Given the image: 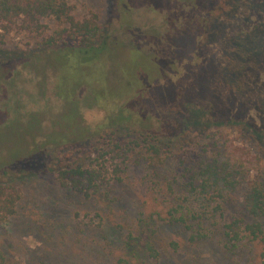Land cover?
<instances>
[{
    "label": "rangeland",
    "instance_id": "obj_1",
    "mask_svg": "<svg viewBox=\"0 0 264 264\" xmlns=\"http://www.w3.org/2000/svg\"><path fill=\"white\" fill-rule=\"evenodd\" d=\"M118 1L70 0V3L80 16L97 14L104 34L112 36V42L117 39L130 47L141 45L140 51L145 52L148 61L158 70L164 63L162 70H166V77L161 78L156 72L154 76L159 79V85L172 86L167 90L172 99L168 106L171 109L178 107L175 100L184 97L182 110L188 111L193 107L209 125L194 128L183 150L179 143L181 132L172 126L161 127L162 136L158 139L171 144L165 148L167 152L154 160L136 156L122 182L108 187L103 185L89 199L60 187L56 171L61 163L55 161V153L52 155L51 151L34 162L35 172L14 174L9 179L6 176L3 182H12L22 195L16 215L0 224V249L7 264H117L122 259L128 260L129 264H255L264 244L248 238L236 245L230 243L224 234V221L218 213L205 222H189L192 230L179 224L156 222L153 216L156 213L165 216L171 207L176 206V198L183 195L176 155L183 160L193 159V153H202L197 148L210 142L205 154L206 162L209 167L218 168L219 176L229 178L227 181L220 179L218 187L223 197L216 194L214 207L222 205L226 219L237 217L245 222L264 223V218L255 217L250 211L252 184L264 180L262 103L259 100L255 103V98L242 92L219 100L216 98L218 88L213 89L220 78L224 59L232 53L229 44H236L233 39L242 45L237 53L246 51L255 62L257 72L262 73L264 87V0H244L232 14V6L239 0H218L219 5L216 3L214 7L219 10L218 16L212 21L210 15L214 9H211V2L217 0H129L135 10L130 25L124 24L123 4ZM201 22L213 25L215 29L210 33L225 34L226 39L232 40L222 44L221 35L219 40L211 41L212 44L205 43L198 48L196 40L185 35L179 38L181 46L176 51V37L188 28H194L200 35ZM149 32L157 41L147 40ZM37 47L32 36L23 34L11 35L4 44H0V50L10 52L12 56L43 57L42 50ZM196 55L199 60L191 61ZM118 62L122 83L134 80V60L124 58ZM44 64L43 59L40 65ZM21 69L20 66L16 68L18 71ZM115 70L110 73L112 85L118 77ZM211 72H214L212 77ZM16 79L15 90H4L0 107L14 108V111L16 106L28 111L41 108L44 101L39 96L47 87L46 80L42 78V68L37 66L34 71L22 69V75ZM48 84L49 88L53 86V83ZM105 91L108 96L110 93ZM257 96L262 99L264 94ZM159 97L152 95L149 101L153 106H167L166 102L157 99ZM244 100H251L254 105ZM158 111L161 115L167 114L163 108ZM188 112L182 118L192 116ZM239 121L250 125V128L245 129L244 124L237 125ZM255 131L259 134L256 135ZM119 135L122 137L120 140L140 137L134 129L118 131ZM96 142L86 151L100 146ZM216 145L219 150H216ZM236 162L243 165L237 163L235 171L232 167ZM231 171L236 174L231 176ZM2 179L0 176V182ZM189 204L199 209L194 200ZM131 233L134 241L128 238ZM199 233L203 235H197ZM192 235L198 238L192 239ZM144 237H150L159 252L157 259L150 258L140 249Z\"/></svg>",
    "mask_w": 264,
    "mask_h": 264
},
{
    "label": "trees",
    "instance_id": "obj_2",
    "mask_svg": "<svg viewBox=\"0 0 264 264\" xmlns=\"http://www.w3.org/2000/svg\"><path fill=\"white\" fill-rule=\"evenodd\" d=\"M118 2L123 4L124 24L130 25L135 14L133 6L129 0ZM243 2L244 0H239L234 4L231 14ZM216 3L219 5L218 0L211 2V9H214ZM218 11L215 8L211 12V21L217 18ZM201 27L200 35L195 33L194 28L181 32L174 40L176 51L181 46L179 38L185 35L194 38L198 48L205 43L209 45L215 39L219 40L222 35L210 33L215 29L213 25L208 26L201 22ZM14 34L32 36L37 49L42 50L43 57H18L12 56L6 50H0V98L4 90H15L16 78L26 68L34 71L37 66L41 67L42 78L46 80L47 87L39 96L44 104L37 110H21L16 106L14 111V108L0 107V176L3 178L0 182V224L16 215L22 200L16 185L3 182L6 176L9 179L14 174L35 172L34 162L45 152L51 151L52 155L55 153V161L61 163L56 171V180L60 187L89 199L103 185L108 187L112 183L122 182L130 169L131 160L136 156L154 160L167 152L165 148L168 149L171 144L158 139L162 136L161 130L164 126H172L175 131L181 132L179 143L183 150V145L194 128L209 125L193 107H189V112L182 110L184 97L179 101L175 100L178 107L171 109L168 106L172 99L167 90L172 86L159 85V79L154 76L156 72L161 78L166 77V70H162L164 63L160 66V71L148 61L149 57L145 52L140 51L141 45L130 47L121 44L117 39L112 42V36L104 34L99 16L95 13L84 16L76 14L70 0H0V44H4ZM150 34L149 32L146 35L147 40L157 41ZM225 36L222 35V44L232 40ZM233 41L235 46H228L232 53L227 55L225 63L220 67L222 77L220 75L213 85L214 90L218 88L216 98L224 100L232 94L242 92L243 95L248 94L252 99L255 98V103L259 100L262 103L261 112L264 113V97L260 99L257 96L259 93L264 94L262 73L257 72L255 62L246 51L243 54L237 53L242 45L236 39ZM124 58L134 60L135 65V79L127 84L122 83L120 68H117L118 61ZM43 59L44 66L40 65ZM198 60L196 55L191 61ZM18 66L22 67L20 71L16 70ZM110 66L118 74L115 85L109 82L110 73L114 72ZM213 74L211 72L210 76ZM48 83H53V86L49 88ZM105 90L110 93L108 96ZM113 94L120 96L114 97ZM152 95L160 96L157 99L166 102L167 106H153L149 101ZM244 102L254 105L251 100ZM159 108L166 110L167 114L161 115ZM187 112L192 116L188 119L182 118ZM236 124L242 126L244 123L239 121ZM249 126L244 124L245 129L250 128ZM132 129L140 137L120 140L121 135L117 136L118 131ZM255 132L256 135L259 134L258 131ZM263 135L264 132L261 133L264 140ZM94 142L100 146L86 151ZM209 144L210 142L200 149L197 148L202 153H193V159L183 160L176 155L183 195L176 198V206L171 207L165 216L156 213L154 220L170 225L179 224L192 230L193 226L189 222H205L215 218L218 213V217L224 221V234L230 243L236 245L248 238L252 242L264 244L263 222L250 223L237 217L226 219L222 213V205L217 204L214 207V202H217L216 194L223 197L218 187L220 179L227 181L229 178L219 176L218 168L213 169L206 162L205 154L210 148ZM215 148L220 149L217 145ZM237 163L243 165L236 162L232 167L234 170ZM222 172H225L224 169ZM233 172L231 171V176L236 174ZM260 180L252 184L250 211L255 217L264 218V180ZM169 189H172L171 186ZM192 200L199 204V209L189 204ZM128 238L135 240L132 233ZM196 238L198 236L192 235V239ZM141 241L139 247L142 252L157 259L159 252L154 248L150 237H144ZM0 264H7L1 249ZM117 264L129 263L122 259ZM255 264H264V248Z\"/></svg>",
    "mask_w": 264,
    "mask_h": 264
}]
</instances>
